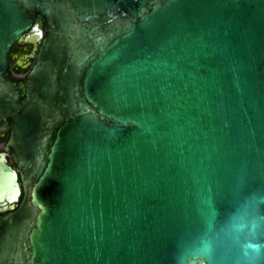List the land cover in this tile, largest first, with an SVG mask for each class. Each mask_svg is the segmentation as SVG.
I'll use <instances>...</instances> for the list:
<instances>
[{
    "label": "water",
    "instance_id": "95a60500",
    "mask_svg": "<svg viewBox=\"0 0 264 264\" xmlns=\"http://www.w3.org/2000/svg\"><path fill=\"white\" fill-rule=\"evenodd\" d=\"M0 120V264H264V0H0Z\"/></svg>",
    "mask_w": 264,
    "mask_h": 264
},
{
    "label": "flooded vegetation",
    "instance_id": "af4514ba",
    "mask_svg": "<svg viewBox=\"0 0 264 264\" xmlns=\"http://www.w3.org/2000/svg\"><path fill=\"white\" fill-rule=\"evenodd\" d=\"M45 35L43 21L41 18H38L33 30L15 43L9 54V74L11 79L17 81V87L22 99L25 98L26 94L24 80L35 64L39 48ZM11 131V122L9 120H0V153L6 155L8 164L15 169L12 154L7 151ZM18 206L19 203L14 206L6 204L0 205V216L17 210Z\"/></svg>",
    "mask_w": 264,
    "mask_h": 264
}]
</instances>
